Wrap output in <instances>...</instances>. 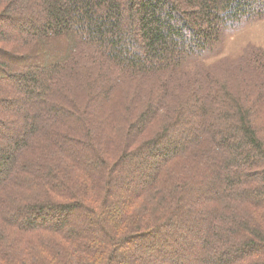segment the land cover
Returning a JSON list of instances; mask_svg holds the SVG:
<instances>
[{
    "label": "trees",
    "instance_id": "obj_1",
    "mask_svg": "<svg viewBox=\"0 0 264 264\" xmlns=\"http://www.w3.org/2000/svg\"><path fill=\"white\" fill-rule=\"evenodd\" d=\"M263 20L264 0H0V264H264V44L197 67Z\"/></svg>",
    "mask_w": 264,
    "mask_h": 264
},
{
    "label": "rangeland",
    "instance_id": "obj_2",
    "mask_svg": "<svg viewBox=\"0 0 264 264\" xmlns=\"http://www.w3.org/2000/svg\"><path fill=\"white\" fill-rule=\"evenodd\" d=\"M216 47L217 50L210 57L205 58L203 65H197L201 70L208 72L234 70L236 61L239 60L241 53L251 45L264 44V20L246 24L234 32H229ZM0 71L6 73V69L0 67ZM88 79V78H87ZM15 133H10L13 136ZM18 135V134H15ZM129 261V260H128ZM130 262V261H129ZM125 264H130V263Z\"/></svg>",
    "mask_w": 264,
    "mask_h": 264
}]
</instances>
